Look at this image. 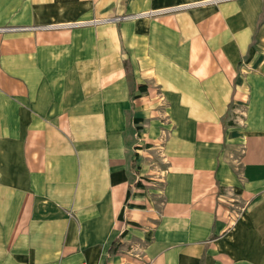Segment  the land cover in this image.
Masks as SVG:
<instances>
[{
    "label": "crops",
    "instance_id": "1",
    "mask_svg": "<svg viewBox=\"0 0 264 264\" xmlns=\"http://www.w3.org/2000/svg\"><path fill=\"white\" fill-rule=\"evenodd\" d=\"M0 264H264V0H0Z\"/></svg>",
    "mask_w": 264,
    "mask_h": 264
}]
</instances>
